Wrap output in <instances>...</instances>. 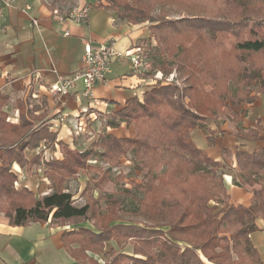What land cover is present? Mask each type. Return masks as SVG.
Instances as JSON below:
<instances>
[{
	"label": "trees",
	"instance_id": "1",
	"mask_svg": "<svg viewBox=\"0 0 264 264\" xmlns=\"http://www.w3.org/2000/svg\"><path fill=\"white\" fill-rule=\"evenodd\" d=\"M213 1L220 5L217 17L204 16L202 10L206 4H203L198 13L178 18L165 16L161 20L151 18L152 10L145 3L112 0V4L123 11L119 13L121 17L132 23L151 22L149 29L157 40L156 51L164 58L157 69L165 76L175 69L183 84L176 81L163 84L165 80H159L144 93L143 100L134 97L123 108L111 112L105 123L107 126L140 121L144 128L135 125L134 138L105 133L96 146H101L104 149L101 155L110 160L116 154L122 155L125 144H130L137 155L168 154L177 159L176 166L179 163L186 166L188 174L184 178L160 179L156 188L161 196L151 200L159 201L164 211L172 212L146 214L145 220L159 223L153 226L120 222L117 218L111 219L106 227L94 224L90 204L76 205L74 194L64 189L63 182L74 176L79 168L89 165L88 162L97 156L95 150L71 148L57 140L56 132L45 122L35 127L27 119L23 106L19 124L7 121V113L3 110L7 99L0 95V192H11L13 196L6 213L12 224L39 221L75 224L63 233L66 247L74 250L71 244L77 243L79 246L74 252L78 255L87 251L102 254L104 264H264L251 239V234L260 230L257 219H264V146H258L252 152L245 149L236 152L239 171L234 174V184L245 188L259 186L252 188L249 206L235 205L229 202L224 182L227 165L210 157L192 138L193 130L202 128L209 144H213L219 129L214 130L208 124L219 125V114L225 111H230L233 120L239 121L241 103H252L259 98L252 94L253 87L264 92V71L252 62L249 65L239 63V67L229 65L235 68L229 79L239 87L231 93L229 85L220 83L222 76L216 70L225 65V52L233 53L232 61L238 62H250L249 57L254 54L264 56V0ZM112 4L106 3V6L113 10ZM208 28L210 31L206 30ZM227 38L234 41L230 48H226ZM244 54L248 59L242 58ZM210 58H218L213 64L214 70L206 68ZM262 129L258 119L252 127L236 126L233 134L247 141L264 140ZM42 140L46 146L58 143L64 157L44 162L45 173L55 189L37 195L27 187H16L18 175L12 164L27 165L30 159L25 150L37 147ZM223 152L226 157L231 154L226 149ZM199 177L205 179V184L194 181ZM167 180L174 182L176 187L171 188ZM169 191L172 193H167ZM17 194L27 195L26 200L30 202L18 203ZM218 194L226 199L221 207L210 204ZM82 222H90L92 227L80 225ZM128 245L132 246L133 253L126 249ZM90 263L100 264L97 260H90Z\"/></svg>",
	"mask_w": 264,
	"mask_h": 264
},
{
	"label": "crops",
	"instance_id": "2",
	"mask_svg": "<svg viewBox=\"0 0 264 264\" xmlns=\"http://www.w3.org/2000/svg\"><path fill=\"white\" fill-rule=\"evenodd\" d=\"M84 6L90 8L89 19L85 23L70 19L60 21L54 15L55 10L64 16ZM86 41L94 44L112 42L121 53L141 47L142 64L134 66L127 56L117 58L107 80L96 85L92 97L83 94L82 82H78L68 94L53 93L50 87L54 83L83 67ZM145 41L152 44L156 52V40L151 37L147 23L122 20L102 0H15L12 6L0 0V95L7 99L3 106L7 121L19 124L23 106V112L35 127L45 122L56 132L57 140L64 141L71 148H76L75 143L81 140L87 143L95 130L100 131V126L117 136H133L134 128L125 122L118 127H110L105 124V119L111 112L126 106L130 99L139 97L143 100L148 88L162 78L160 76L164 73L161 70L154 69L153 72L148 68L155 52L149 54L151 61L145 58ZM170 82L163 81V84ZM63 116L64 120L61 119ZM258 119L264 135V93L243 108L239 121L226 117L219 125L215 122L208 124L214 130L219 129L213 144H209L202 128L192 132V138L200 149L225 163L226 170L230 169L225 170L223 177L229 202L235 205L249 206L253 197L252 189L234 184V174L239 171L236 152L239 149L252 152L258 146H264V140H243L234 136L233 130L238 125L252 127ZM79 125L82 131L77 135L75 131ZM224 149L230 151V156H225ZM25 152L30 159L27 165L12 164L18 175L17 182L28 177L26 181L35 182L44 189V184L47 186L49 183L48 179L44 182V170L42 177L34 180L29 169H44L45 161L62 159V148L58 143L46 146L42 140L37 147L28 148ZM1 153L2 150L0 165ZM26 181L20 180V185L27 186ZM83 225L92 227L90 222ZM257 225L260 230L253 232L251 239L264 261V219L258 218ZM74 226L52 224L50 221L15 225L0 211V264H93L90 260L104 264L102 254L87 251L78 255L74 252L79 246L77 243L71 244L74 250L66 247L63 233Z\"/></svg>",
	"mask_w": 264,
	"mask_h": 264
},
{
	"label": "rangeland",
	"instance_id": "3",
	"mask_svg": "<svg viewBox=\"0 0 264 264\" xmlns=\"http://www.w3.org/2000/svg\"><path fill=\"white\" fill-rule=\"evenodd\" d=\"M103 1L108 5L110 3L112 4V0H103ZM137 1L142 4L145 3L146 6H148V8L152 10L150 11V15L152 19H161V20H163L165 16L166 18H178L180 16L188 15L190 13H195V12L198 13L197 11L199 12L201 11L200 5L203 4H206V6H204V9L202 10V14L207 18L217 17L218 15L217 10L220 9L219 3L213 0H192V1L191 0H137ZM113 10L119 15V18H121L122 20L129 21L128 18L126 17L123 18L120 16L121 12L123 11L121 9L119 10V8H117L115 5ZM145 23H147L149 26L151 25L150 21H145ZM206 30L210 31V28ZM151 37L155 38L152 35ZM226 40H225L226 48H230L231 44L234 43L233 38L232 39L229 38L227 41ZM151 45L147 41L144 42L145 58L148 61L152 60L150 58L152 56H150L149 54L153 55L155 52L153 50V46ZM154 45L155 46L157 45V40ZM233 58H234L233 53L229 54L225 52V56L223 58L225 65L218 67L216 69L219 71V75L222 76L220 83L224 86L229 85L230 93L237 91V88L239 87L238 84H235L234 81H231L229 79V74L231 73L232 70L235 69V68H230L229 65L236 64V66L239 67L238 65L239 63L241 65H249L252 62L254 66L261 68L264 71V56L261 54H254L250 56L249 57L250 62L248 61L244 62L243 60H240V62L232 61ZM242 58L248 59L247 55L245 54L242 56ZM162 59H164L162 58V55L158 51H156L155 55L153 56V60L151 61L152 63L149 62L150 66L148 68L151 71L155 72L154 69H157ZM170 60L171 63H173V60L172 59ZM208 60L209 61L206 63L207 64L206 68L210 70H214L216 66H214L213 64H215L218 61V58H210ZM177 75L178 72L174 69L173 73H170L167 76L162 74L160 76L162 77L160 80H165V82H170L173 80L176 81L177 84L182 85L183 80L179 79ZM260 90L261 89L259 87H253L252 94H257L259 97L260 94L264 93V92H260ZM248 104L250 103L242 102L240 107L238 108V111L242 112L243 108ZM219 115H220V121L226 117H232V113L230 111H225L224 113H221ZM63 117L65 119V116ZM107 118L108 116L105 119V123ZM127 125L134 128V135L125 136L127 138H134L136 136L137 131L135 125L136 126L139 125L141 129L144 128V125H142L140 121L138 123L133 121L132 124L130 123ZM80 126L81 125H79L77 131H75L77 135H79L80 132L82 131V130L80 131ZM103 129L104 128L100 126L99 127L100 131L95 130V134L89 137L87 143H85L86 140H81V142H79L78 144L75 143L76 148H78L81 151L88 150L91 148L94 149L95 156L96 155L97 156L95 159L88 162L89 165L87 166L85 165L84 167L79 168L78 172L74 174V176L67 177L63 182L64 189L66 191H71L74 194V199H75L74 203L76 205L82 206L86 203L90 204V215L92 216L91 219L92 222L97 226L106 227L107 225H109L110 220L113 218L115 219L117 218L119 221L122 220V222H135V223H142L143 225L145 224V225L153 226L159 224L158 222L145 220L146 214L156 215L161 211H164V209L160 206L159 201L151 202L152 199L161 196V194L157 191L156 186L159 183L160 179L162 178L169 177L171 178L172 181H175L173 179L184 178L188 174L187 167L181 165L180 163L179 165L176 166L177 159H173L168 154L159 155L158 153L157 154L140 153L137 155L136 153H134V151H132V146L130 144H125L124 153L122 155L121 154L114 155L113 160L106 159L101 155L104 149L101 146H96L98 141L101 140V137L105 135V133H112V132H108L106 129L105 130ZM117 137H121V136H117ZM48 157L50 158L49 155ZM43 170H44V182L47 181V179L49 180L47 186L44 184V189L37 186V183L35 182L30 183L26 181L28 177H25L24 179H19L18 182L16 181L17 183H19L18 186L17 184H15L16 187L18 189H23L24 187L28 186L27 188L37 195H43V194L45 195L48 194L49 191L53 192L55 188L51 187L53 185V181L45 173L46 170L45 164H44V169L30 168L29 169L30 176L32 177V179L37 180L39 177H42L41 174ZM229 170L230 169H227L226 172ZM201 179L200 177L195 178L194 181L198 182L200 180L201 182H203V184H205V179L204 178ZM20 180L26 181L24 183L27 184V186H21ZM172 181H169L171 183V188H175L176 185ZM148 184L151 185L147 186ZM258 186L259 185H255L250 189L258 188ZM148 189L151 190V193L148 191ZM167 193L170 194L172 193V191H169ZM25 194L24 195L17 194L19 196L17 197L18 203L30 202V200H26L27 195ZM11 198H13L11 192H4V191L0 192V211H2L6 217H8L6 213L10 207V203L12 201ZM225 201L226 199L223 197V195L218 194L214 198V200L210 202V204L219 206V205H223ZM164 212L168 214L169 212L172 211H164ZM85 223L86 222H82L79 224L83 225ZM126 249L129 251V253H133L131 245H128ZM234 258L237 257L234 256ZM245 263L246 262L241 264H245Z\"/></svg>",
	"mask_w": 264,
	"mask_h": 264
},
{
	"label": "built area",
	"instance_id": "4",
	"mask_svg": "<svg viewBox=\"0 0 264 264\" xmlns=\"http://www.w3.org/2000/svg\"><path fill=\"white\" fill-rule=\"evenodd\" d=\"M1 1L7 6H12L15 0ZM27 8H30V6L27 5ZM89 14L90 8L88 6L73 10L64 16H62L58 10L54 11V15L60 21L70 19L77 23L87 22ZM34 22L38 23L36 19H34ZM140 53H142L141 47L128 49L125 53H121L116 50L112 42L94 44L91 41H86L83 67L69 76L60 78L50 87V90L56 94H68L77 86L78 82H82L84 85L83 94L86 97H92L96 85L107 80V74L111 71L112 63L117 58L127 56L131 59L134 66H140L142 64V56ZM62 119H64V117H62Z\"/></svg>",
	"mask_w": 264,
	"mask_h": 264
}]
</instances>
